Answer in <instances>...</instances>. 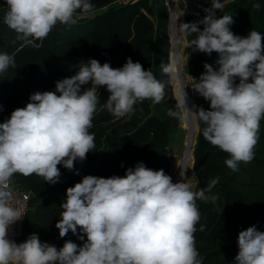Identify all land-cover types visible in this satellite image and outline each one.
I'll return each mask as SVG.
<instances>
[{
  "label": "clouds",
  "instance_id": "clouds-1",
  "mask_svg": "<svg viewBox=\"0 0 264 264\" xmlns=\"http://www.w3.org/2000/svg\"><path fill=\"white\" fill-rule=\"evenodd\" d=\"M223 6L221 0H211L201 21L182 24L183 31L196 34L191 41L195 51L218 56V69L204 63L205 71L193 88L210 102V110L190 111L182 89L176 110L168 115L202 123L203 138L228 154L224 163L235 172L240 162L254 159L264 119V35L255 30L246 37L235 35L229 28L233 17L215 15ZM6 7L3 23L18 34L21 48L39 47L58 23L75 24L78 16L95 10L91 0H6ZM15 67L14 54L0 53V75ZM175 70V65H162L172 78ZM89 83L91 87L81 92ZM99 87L109 93L103 105ZM164 98L165 84L139 62L128 58L122 67L113 68L89 59L79 63L75 75L56 81L55 91L30 95L25 107L0 123V264H203L195 247L201 218L196 201L209 199L206 193L219 177L193 191L183 171L174 183L163 169L152 170L142 162L124 176L86 175L66 189L55 227L61 238L70 231L77 234L79 228L83 235L78 238L86 236L82 246L68 240L58 249L35 233L19 244L9 238L10 228L24 216L14 204L16 174L58 183V165L75 171V162L86 160L94 149L95 135L89 129L98 110L130 118L137 102L150 99L159 104ZM238 248L236 264H264V232L255 225L239 232Z\"/></svg>",
  "mask_w": 264,
  "mask_h": 264
},
{
  "label": "trees",
  "instance_id": "trees-1",
  "mask_svg": "<svg viewBox=\"0 0 264 264\" xmlns=\"http://www.w3.org/2000/svg\"><path fill=\"white\" fill-rule=\"evenodd\" d=\"M168 1L91 0L94 12L78 16L75 24L58 23L39 47L21 48L23 41L18 34L3 23L7 7L6 0H0V53L14 54L16 63L15 68L0 75V106L3 108L0 123L9 119L16 108L25 107L30 95L55 91L56 81L75 75L79 63L89 59L119 68L131 58L144 70L151 69L155 78L165 84V98L161 103L150 99L137 102L130 118H116L106 109L98 110L89 129L95 135L94 149L86 160L75 162V171L58 165L61 172L58 183L48 184L34 174L13 177L12 185L29 193L22 234L14 239L17 244L35 233L41 242L58 249L68 240L82 246L86 236L84 240L78 238L83 235L79 228L77 234L70 231L61 238L55 225L61 218L60 206L66 199V189L86 175L124 176L128 168L142 162L152 170L163 169L171 176L170 151L174 146H182L185 130L180 119L168 115L169 110H176L177 99L170 75L162 71V65H169L170 59ZM221 3L224 6L216 10L215 15L217 18L232 16L234 22L229 28L235 35L246 37L252 30L264 35V0H221ZM206 8H211V0H186L182 24L201 21L207 15ZM198 27L203 30L204 25L198 24ZM183 32L186 73L194 88L205 71L204 63L218 69L215 64L218 56L215 52L208 56L195 51L191 41L196 34ZM235 83H239V78ZM89 87L90 83L82 85L81 92ZM98 92L100 105H103L109 93L103 87H99ZM192 104L195 111L200 107L210 110V102L194 89ZM195 122L193 191L206 188L213 178L219 177V183L206 193L209 199L196 201L201 218L194 233L195 247L203 264H236L239 232L253 225L264 232V119L260 122L254 159L240 162L235 172L224 163L228 154L207 142L202 135L204 125L196 118ZM212 196L216 197L214 201Z\"/></svg>",
  "mask_w": 264,
  "mask_h": 264
},
{
  "label": "bare ground",
  "instance_id": "bare-ground-1",
  "mask_svg": "<svg viewBox=\"0 0 264 264\" xmlns=\"http://www.w3.org/2000/svg\"><path fill=\"white\" fill-rule=\"evenodd\" d=\"M171 31H172V40H173V49L169 59L170 65H175V78L171 77V85L173 89V93L176 99L179 98L181 90L184 89L187 95V105L190 111L194 112V105L190 102L188 92H187V81L185 80L182 69H183V62L181 60V55L177 49V38H178V8H177V0H172L171 4ZM184 128L187 131V135L185 138V159L183 160L181 166L177 169L173 182H179L181 179L180 172L183 171L186 167V164L189 160L192 159V147L194 144V137L197 130V125L195 122V118L186 119L183 121Z\"/></svg>",
  "mask_w": 264,
  "mask_h": 264
},
{
  "label": "rangeland",
  "instance_id": "rangeland-1",
  "mask_svg": "<svg viewBox=\"0 0 264 264\" xmlns=\"http://www.w3.org/2000/svg\"><path fill=\"white\" fill-rule=\"evenodd\" d=\"M185 1L186 0H177V8H178V12H177V14H178L177 49L181 55V60L183 62L182 74H183L185 80L187 81V83H186L187 92H188L190 102L192 103V95H193L192 79L186 73V61H185V56L183 54L184 51L182 48V43L184 42V38H183V34H182L183 33L182 32V14H183V10H184ZM182 128L185 130L183 121H182ZM196 132H197V130H196ZM186 135H187V131L185 130V137H184L182 146L181 147L180 146H174V148H172L170 151V156H171L172 164H173V168L171 170L172 180L174 179V176H175L177 169L181 166V164L183 162V156L185 153V144L184 143H185ZM195 136H196V133H195ZM194 139H195V137H194ZM191 166H192V159L187 162L186 167L184 169V173H185L186 179L190 180L192 183V186H194L195 179H194V176L191 172Z\"/></svg>",
  "mask_w": 264,
  "mask_h": 264
},
{
  "label": "built area",
  "instance_id": "built-area-1",
  "mask_svg": "<svg viewBox=\"0 0 264 264\" xmlns=\"http://www.w3.org/2000/svg\"><path fill=\"white\" fill-rule=\"evenodd\" d=\"M172 0H169L166 5L168 9H171ZM13 197H14V204L17 207H21L23 211V218L17 221L9 230V238L14 240L17 237H20L22 234L23 222L25 220L26 211L28 208V200H29V193L23 190L19 186H13Z\"/></svg>",
  "mask_w": 264,
  "mask_h": 264
},
{
  "label": "water",
  "instance_id": "water-1",
  "mask_svg": "<svg viewBox=\"0 0 264 264\" xmlns=\"http://www.w3.org/2000/svg\"><path fill=\"white\" fill-rule=\"evenodd\" d=\"M171 16H172V12H171V9H169V22H170V56H171V53H172V49H173V40H172V31H171ZM169 65H170V62H169ZM170 80H171V76H170ZM194 112H195V106H194ZM193 149V148H192ZM185 159V156H183V160ZM193 159V157H192Z\"/></svg>",
  "mask_w": 264,
  "mask_h": 264
},
{
  "label": "crops",
  "instance_id": "crops-1",
  "mask_svg": "<svg viewBox=\"0 0 264 264\" xmlns=\"http://www.w3.org/2000/svg\"><path fill=\"white\" fill-rule=\"evenodd\" d=\"M182 32H183V30H182ZM182 34H183V38H184V42L182 43V48H183V51H184V48L186 46V41H185V37H184V32Z\"/></svg>",
  "mask_w": 264,
  "mask_h": 264
}]
</instances>
